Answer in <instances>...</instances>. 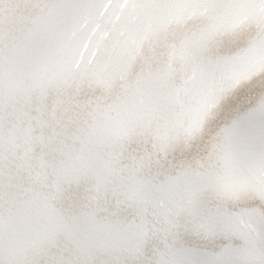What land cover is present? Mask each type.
<instances>
[{
    "label": "snow or ice",
    "instance_id": "1",
    "mask_svg": "<svg viewBox=\"0 0 264 264\" xmlns=\"http://www.w3.org/2000/svg\"><path fill=\"white\" fill-rule=\"evenodd\" d=\"M0 264H264V0H0Z\"/></svg>",
    "mask_w": 264,
    "mask_h": 264
}]
</instances>
